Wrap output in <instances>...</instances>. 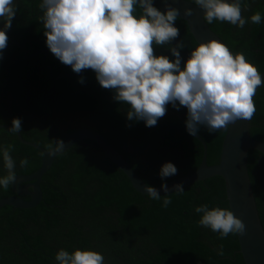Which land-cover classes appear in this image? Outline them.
Listing matches in <instances>:
<instances>
[{
  "label": "trees",
  "instance_id": "16d2710c",
  "mask_svg": "<svg viewBox=\"0 0 264 264\" xmlns=\"http://www.w3.org/2000/svg\"><path fill=\"white\" fill-rule=\"evenodd\" d=\"M22 1V4H14L16 15L7 30L8 45L0 60V124H11L14 117L20 118L23 137L46 149L56 139L65 141L79 129H96L153 187L199 168L203 144L187 132L174 113L186 120V108L180 107L177 111L169 104L166 115L155 126L147 127L143 121L127 120L128 105L115 101L113 92L99 85L92 70L79 76L53 79L43 64L44 52L26 56L14 41L22 43L29 38L33 52L47 49L46 64L53 67L55 77L75 73L48 49L41 19L31 18L28 8L40 11L41 0L32 4L29 0ZM241 6L242 15L248 20L243 28L218 20L209 25L234 53L244 52L263 73L264 0H241ZM256 11L262 17L259 24L250 20ZM175 26L180 30L179 37L170 45L155 46V51L174 59L170 47L183 43L184 48L180 49L183 66L198 41L184 19L178 17ZM11 42L14 43L10 45ZM81 77L84 83L79 82ZM254 102L256 112L251 119V135L264 141V85L255 94ZM7 129L0 128V147L14 146L10 154L16 163L15 174L36 172L42 165L43 153L23 143L17 134ZM227 129L210 133L200 126L198 134L208 144L209 164L219 163ZM22 158L29 161L23 168L20 166ZM165 162L175 164L177 174L162 181L159 171ZM248 168L264 225V153L251 149ZM6 174L0 154V176ZM41 187L43 198L37 206L5 205L0 209V237L7 236V229L13 228L14 237L18 239L15 245L10 244L9 239H0L1 264H27L26 254L35 264H49L45 253L53 251V243L69 253L75 248L99 251L105 257V264H246L238 235L221 238L218 232L199 224L202 213L195 211L204 204L210 209L231 210L222 176L187 185L182 195L173 190L154 200L135 189L125 172L96 141L82 139L56 157L43 176ZM13 193L12 184L7 190L0 186V199ZM165 196L171 199L167 208L163 207ZM85 214L93 220L91 229L79 224L80 215ZM30 223L37 228L32 233L27 229ZM221 247L223 255L218 254Z\"/></svg>",
  "mask_w": 264,
  "mask_h": 264
},
{
  "label": "clouds",
  "instance_id": "9594fccd",
  "mask_svg": "<svg viewBox=\"0 0 264 264\" xmlns=\"http://www.w3.org/2000/svg\"><path fill=\"white\" fill-rule=\"evenodd\" d=\"M203 9V19L228 22L243 28L248 20L242 15L241 0H191ZM165 10L157 8L153 0H42L46 45L50 52L75 73L92 70L99 85L113 92V99L128 105L127 120L143 121L153 127L166 115L169 104L177 111L187 110V132L195 137L200 126L210 133L227 129L238 120L251 121L256 112L254 96L264 85L261 73L244 52H233L216 38L199 42L183 61L180 49L183 43L170 47L174 59L156 54L155 46L170 45L179 35L175 21L180 10L164 0ZM139 8V12L138 9ZM247 8V5H245ZM16 15L14 0H0V60L8 45L7 30ZM184 15H192L191 8H184ZM259 11L250 16L254 24L261 22ZM80 83H84L83 77ZM2 123V121H0ZM130 126V125H129ZM10 133L22 130V120L14 117ZM14 146L0 147L6 175L0 176V186L7 190L16 178V163L10 154ZM49 154L63 153L65 143L56 139L47 145ZM27 158L20 160L26 167ZM177 174L172 162L162 164L159 176ZM165 193L166 183L161 184ZM147 195L161 198L158 190L144 185ZM183 194L181 183L173 186ZM171 203L167 196L163 207ZM199 224L218 232L221 238L229 234L243 235L246 226L232 210L200 205ZM223 255V249L218 253ZM58 264H105V257L93 249L75 248L71 253L60 249L55 254Z\"/></svg>",
  "mask_w": 264,
  "mask_h": 264
},
{
  "label": "water",
  "instance_id": "95a60500",
  "mask_svg": "<svg viewBox=\"0 0 264 264\" xmlns=\"http://www.w3.org/2000/svg\"><path fill=\"white\" fill-rule=\"evenodd\" d=\"M168 2L180 10V18L187 21L191 33L199 42H205L209 38H216L230 46L211 28V26L203 19V9L196 6L191 0H168ZM154 3L162 10H165L164 0H154ZM191 8L192 15L185 16L184 8ZM231 49V48H230ZM232 50V49H231ZM44 52L43 64L50 71V76L53 79L60 77L79 76L81 73H63L57 77L54 76V69L51 65L46 64L48 51L42 50L35 53ZM264 79V72L261 73ZM261 87V86H260ZM259 87V88H260ZM257 89V91L259 90ZM256 91V93H257ZM177 116L185 125V118L177 113ZM11 124H0V128H10ZM186 127V125H185ZM251 121L238 120L229 125L222 146L221 159L219 163H208V144L206 140L197 133L195 137L203 144L204 152L202 162L194 172L176 178L167 182L169 192L173 191V186L181 183L183 187L205 180L211 176H222L226 183L227 197L230 208L234 215L243 220L246 231L243 235H238L240 250L243 254L246 264H264V225L262 223L254 189L252 186L248 158L251 149H256L264 153V141L255 139L251 135ZM19 139L26 144L32 145L43 153L41 167L32 174L17 175L13 181V188L19 195L28 194L31 199H25L18 195L7 196L0 199V209L5 205H13L18 208H31L37 206L42 198L43 192L41 182L43 176L53 165L56 157L61 153L49 154L48 149L41 145L26 140L22 133H17ZM82 139H92L96 141L104 150L106 155L122 170L131 180L133 186L139 192L146 194L144 185L147 183L138 174V172L130 165L117 147L100 131L93 128H82L73 132L65 141V149H70L78 141ZM27 183V185H22ZM148 185V184H147ZM32 187L33 190H30ZM160 195L166 194L161 185L155 187Z\"/></svg>",
  "mask_w": 264,
  "mask_h": 264
},
{
  "label": "flooded vegetation",
  "instance_id": "af4514ba",
  "mask_svg": "<svg viewBox=\"0 0 264 264\" xmlns=\"http://www.w3.org/2000/svg\"><path fill=\"white\" fill-rule=\"evenodd\" d=\"M35 1L36 0H29V2H31V4L32 3H35ZM41 2H42V0H41ZM23 3V1L22 0H14V4H22ZM29 9V11H31V18L32 19H41V17H42V15H43V12H42V10H40V11H38V12H36L37 10H35V8L34 7H29L28 8ZM33 15V16H32ZM14 42H16V43H18L20 46H21V48L25 51V55L26 56H36V55H39V54H36V55H34L35 53H37V52H40V51H42V50H47V49H42V50H39V51H35V52H33V49H34V46H33V42H32V40L31 39H29V38H26L22 43H20V42H17V41H14ZM14 42H11L10 43V45L12 44V43H14ZM9 45V46H10ZM48 51V50H47ZM42 53V52H41ZM48 54H49V51H48ZM20 175V174H19ZM17 176V175H16ZM22 185H27V183H23ZM12 186H13V184H12ZM14 189V188H13ZM29 189L30 190H33V188L32 187H29ZM14 192L15 193H13L12 195H18V196H21V197H23V198H25V199H27V197H30L29 199H31V196L30 195H28V194H24V195H19V194H17L16 193V191L14 190ZM12 195H10V196H12ZM28 199V200H29ZM27 229H28V231H29V233H32V232H34V230H36L37 228L35 227V226H33V224L32 223H30V224H28L27 225ZM15 229H13V228H8L7 229V236H5L4 238H6V239H9V240H11L9 243L10 244H14V243H17V240L18 239H16L15 237H14V233H16L15 231H14ZM4 238H2V237H0V239H4ZM13 241V242H12ZM25 241L29 244V241H27L26 239H25ZM91 241V240H90ZM93 242L91 241V244H92ZM15 245V244H14ZM52 246H54V249H53V251L52 252H47L46 251V253H45V256L49 259V264H58V262L55 260V254L60 250V249H63V247L62 246H60L58 243H53L52 244ZM95 246V244L93 243L92 245H91V247H94ZM26 256H27V264H35L34 262H33V259L31 258V257H29V254H26ZM1 264V263H0Z\"/></svg>",
  "mask_w": 264,
  "mask_h": 264
},
{
  "label": "rangeland",
  "instance_id": "374dc122",
  "mask_svg": "<svg viewBox=\"0 0 264 264\" xmlns=\"http://www.w3.org/2000/svg\"><path fill=\"white\" fill-rule=\"evenodd\" d=\"M89 215L85 214L83 216L80 215V221L79 224L85 226L87 229H91L93 220L88 219Z\"/></svg>",
  "mask_w": 264,
  "mask_h": 264
}]
</instances>
